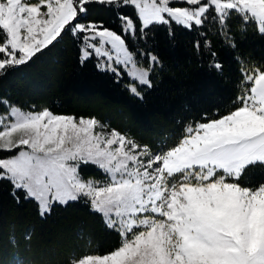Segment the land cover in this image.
Instances as JSON below:
<instances>
[{"label": "snow or ice", "instance_id": "obj_1", "mask_svg": "<svg viewBox=\"0 0 264 264\" xmlns=\"http://www.w3.org/2000/svg\"><path fill=\"white\" fill-rule=\"evenodd\" d=\"M94 4L116 14L120 32L87 20ZM233 19L264 35V0H0V76L70 33L82 63L95 57L99 70L126 75L143 99L162 63L137 41L173 25L228 36ZM241 75L233 110L188 124L175 146L157 152L95 117L0 99V180L37 202L41 216L84 201L119 235L111 251L70 264H264V183L243 182L264 168V67L246 65ZM89 166L106 179L86 177Z\"/></svg>", "mask_w": 264, "mask_h": 264}, {"label": "trees", "instance_id": "obj_2", "mask_svg": "<svg viewBox=\"0 0 264 264\" xmlns=\"http://www.w3.org/2000/svg\"><path fill=\"white\" fill-rule=\"evenodd\" d=\"M126 10L135 17L132 8ZM87 20L120 31L116 14L101 5L90 7ZM230 28L225 36L216 26L199 32L160 26L146 41H138L162 63L152 76L153 87L142 89L143 99L129 92L125 78L99 70L93 58L82 63L81 43L66 33L26 65L0 76V99L25 109L95 117L108 125L106 130L115 129L157 152L174 146L188 124L233 110L242 68L264 67V35L256 25L233 19ZM215 63L222 70L212 67ZM82 172L105 177L92 166ZM243 182L264 183V168L251 169ZM119 241L86 202L57 204L41 216L37 202L0 180V264H70L85 253L105 254Z\"/></svg>", "mask_w": 264, "mask_h": 264}, {"label": "rangeland", "instance_id": "obj_3", "mask_svg": "<svg viewBox=\"0 0 264 264\" xmlns=\"http://www.w3.org/2000/svg\"><path fill=\"white\" fill-rule=\"evenodd\" d=\"M127 10L126 9H124V12H125V14L127 13L126 12ZM115 30V29H114ZM117 32H120V31H117ZM136 46L138 47V48H140L139 47V45H138V41H137V44H136ZM141 50H143L142 48H140ZM143 51H145V50H143ZM146 52V51H145ZM149 52H151V51H149ZM152 53V52H151ZM153 54V53H152ZM155 55V54H154ZM93 59H94V61H95V63H96V65H97V60H96V58L95 57H92ZM80 60L82 61V58H81V48H80ZM145 64H147L148 63V61H147V59L145 58L144 59V61H143ZM123 78H125V81H124V84L126 85V88L128 89V84H129V78L126 76V75H124L123 77H121V78H117V79H123ZM7 111V109H5V110H0V113H3V112H6ZM38 111V110H37ZM201 122H203V121H201ZM106 131H109V130H106ZM179 140V139H178ZM178 140L176 141V143L178 142ZM175 146V145H174ZM115 147V146H114ZM92 167H96V166H92ZM96 169H98L97 167H96ZM98 170H100V169H98ZM101 172H102V170H100ZM103 173V172H102ZM104 174V173H103ZM105 175V174H104ZM86 177H94V178H96V179H98V180H100V181H103L104 179H106V176L105 177H100L99 175H98V173L97 172H95L94 174H90V176H86Z\"/></svg>", "mask_w": 264, "mask_h": 264}]
</instances>
